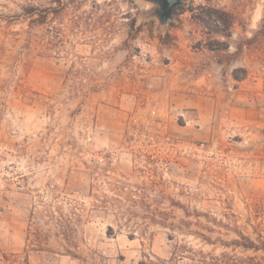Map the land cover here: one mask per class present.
Masks as SVG:
<instances>
[{
  "label": "rangeland",
  "instance_id": "1",
  "mask_svg": "<svg viewBox=\"0 0 264 264\" xmlns=\"http://www.w3.org/2000/svg\"><path fill=\"white\" fill-rule=\"evenodd\" d=\"M151 7L0 0V264L264 261V0Z\"/></svg>",
  "mask_w": 264,
  "mask_h": 264
},
{
  "label": "trees",
  "instance_id": "2",
  "mask_svg": "<svg viewBox=\"0 0 264 264\" xmlns=\"http://www.w3.org/2000/svg\"><path fill=\"white\" fill-rule=\"evenodd\" d=\"M31 11L32 8L27 9L28 14H30ZM185 223L190 224L191 221H185ZM164 224L166 223L164 222ZM254 232L256 234L255 237H253L251 234L244 232L243 230H239L238 239H233L229 242H225L224 244L239 246L246 250L252 249L254 251H264V218L257 225L254 226ZM196 234L208 242L212 241V238L206 235L205 233L198 232ZM228 256L229 254L225 252H223L221 255L212 256L213 261L207 264H264V261H262L255 255L240 258H232Z\"/></svg>",
  "mask_w": 264,
  "mask_h": 264
},
{
  "label": "water",
  "instance_id": "3",
  "mask_svg": "<svg viewBox=\"0 0 264 264\" xmlns=\"http://www.w3.org/2000/svg\"><path fill=\"white\" fill-rule=\"evenodd\" d=\"M152 4L150 16L159 20V28H166L170 22L176 19V7L183 3V0H145Z\"/></svg>",
  "mask_w": 264,
  "mask_h": 264
}]
</instances>
